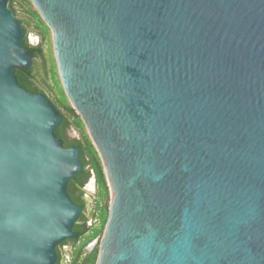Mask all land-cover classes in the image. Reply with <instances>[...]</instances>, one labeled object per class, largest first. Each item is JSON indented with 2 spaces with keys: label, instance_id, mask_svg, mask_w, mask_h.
<instances>
[{
  "label": "water",
  "instance_id": "1",
  "mask_svg": "<svg viewBox=\"0 0 264 264\" xmlns=\"http://www.w3.org/2000/svg\"><path fill=\"white\" fill-rule=\"evenodd\" d=\"M104 166L97 264H264V0H31ZM0 0V264H56L84 171L63 117L16 69Z\"/></svg>",
  "mask_w": 264,
  "mask_h": 264
},
{
  "label": "trees",
  "instance_id": "2",
  "mask_svg": "<svg viewBox=\"0 0 264 264\" xmlns=\"http://www.w3.org/2000/svg\"><path fill=\"white\" fill-rule=\"evenodd\" d=\"M11 9L14 13L20 18L22 21L24 28L27 30L28 35L31 32L36 33L39 37H41V43L37 45V47L32 46L29 43L28 37L25 40V47L28 48L34 58L32 66L27 70L16 69V76L18 78L19 84L33 93H43L53 102L58 111L61 113L63 117V122L60 127L57 129L56 134L59 138L64 140L65 146L67 148H71L73 146H79L81 155L80 160L84 165V171L80 173L75 180H71L69 186V194L73 199H77L74 195V190L76 187L87 181L90 177V169L95 171V174L98 179V183L103 190V197L108 199L110 197V189L108 186L107 177L104 171V166L101 161L99 154L93 142L83 124V119L80 118L76 110L73 108L71 103L67 100L66 103H57L52 95L51 83L56 85L58 91L62 88V82L59 75V69L56 63V59L54 57V52L52 53L50 58H47L45 55V47L49 44L52 39V34L50 28L47 26L45 21L42 19L41 15L38 11H36L31 0H12L10 4ZM18 10H22L25 17H20L18 15ZM74 126L80 133L81 138L71 140L66 135V130L70 127ZM82 194V193H81ZM107 214L109 212V203H107L106 207ZM87 217L82 216L81 219L75 224L74 230L79 231L81 235L85 234L87 231H90L87 227ZM107 218L102 217L101 227L94 230L90 236V240H93L97 236H101L104 234L105 227L107 224ZM84 246L79 248L73 254V264H97L99 249L85 254ZM62 260V255L59 254V262L60 264Z\"/></svg>",
  "mask_w": 264,
  "mask_h": 264
},
{
  "label": "flooded vegetation",
  "instance_id": "3",
  "mask_svg": "<svg viewBox=\"0 0 264 264\" xmlns=\"http://www.w3.org/2000/svg\"><path fill=\"white\" fill-rule=\"evenodd\" d=\"M11 2H12V0H11ZM27 37H28L29 43L32 44V46L37 47L38 44L31 42L30 34L28 35V32H27L26 38ZM66 135L71 140L81 138L79 131L74 126H70L66 130ZM73 147H75V146H73ZM87 169L91 170L90 171V177L87 179V181L84 183V185L79 184L76 187V189L74 190V195L76 196L77 199L76 200L73 198L72 199L77 205H79L83 208L82 214H81L79 219H81L82 216L87 217V219H88L87 220L88 221L87 227L89 228L90 231H87L85 234L81 235V233L79 231L74 230V232L78 233L79 236L75 239H68V240L62 242L58 246V248H57V253H58L57 263L59 262V254L62 255V260H61L60 264H73L72 263L73 262V254L77 250H79V248H81L82 246H84L83 248H84V252H85L83 257L88 252L91 253L97 249H99V251H100V241H101L103 235L97 236L93 240H90L89 238H90L91 234L93 233V229L96 230V229L101 227L102 217H103V215L107 209L106 208L107 203H109V208H110V197H109V201H107L108 199L103 197V190L100 187V184L98 183V179H97V176L95 174V171L93 169H90V166H88ZM69 186H70V183H69ZM68 191H69V187H68ZM108 214H109V212H108Z\"/></svg>",
  "mask_w": 264,
  "mask_h": 264
},
{
  "label": "rangeland",
  "instance_id": "4",
  "mask_svg": "<svg viewBox=\"0 0 264 264\" xmlns=\"http://www.w3.org/2000/svg\"><path fill=\"white\" fill-rule=\"evenodd\" d=\"M18 15L20 17H25V15H24L22 10H18ZM30 40H31L32 43H35V44H38V45L41 43V37H39L34 32L30 33ZM53 52H54V48H53V37H52V39L49 42V44L46 45V47H45V55H46V57L50 58ZM54 57H55V54H54ZM51 90H52L53 98L55 99V101H57V103H66L67 100L69 101V99L67 97V94H66L65 90L63 89V85H62V88L59 89L60 91H58V89L56 88V85L51 83ZM97 153H98V151H97ZM110 202H111V196H110ZM108 216H109V214H107V212L105 211L104 218L106 217L108 219Z\"/></svg>",
  "mask_w": 264,
  "mask_h": 264
}]
</instances>
